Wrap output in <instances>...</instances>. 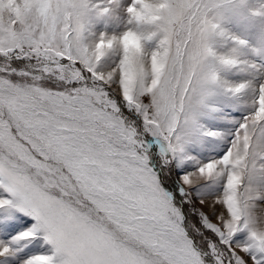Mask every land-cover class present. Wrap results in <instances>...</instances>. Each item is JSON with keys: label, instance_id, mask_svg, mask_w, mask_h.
I'll return each mask as SVG.
<instances>
[{"label": "snow or ice", "instance_id": "6c2138e0", "mask_svg": "<svg viewBox=\"0 0 264 264\" xmlns=\"http://www.w3.org/2000/svg\"><path fill=\"white\" fill-rule=\"evenodd\" d=\"M0 264H264V0H0Z\"/></svg>", "mask_w": 264, "mask_h": 264}]
</instances>
